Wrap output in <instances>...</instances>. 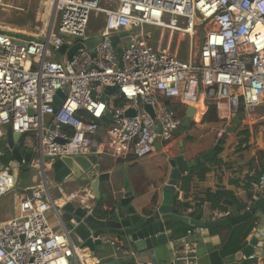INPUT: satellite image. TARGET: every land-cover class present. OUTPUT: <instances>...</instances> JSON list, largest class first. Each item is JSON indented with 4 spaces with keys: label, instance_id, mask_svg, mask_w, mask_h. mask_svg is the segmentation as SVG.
<instances>
[{
    "label": "built area",
    "instance_id": "obj_1",
    "mask_svg": "<svg viewBox=\"0 0 264 264\" xmlns=\"http://www.w3.org/2000/svg\"><path fill=\"white\" fill-rule=\"evenodd\" d=\"M40 1L53 10L49 28L34 35L0 28V141L8 148V127L25 138L17 142L21 150H31V135L37 140L29 162L0 168V200L16 192L20 199L19 215L0 221V264H100L63 227L56 209L78 200L81 192L64 198V190L49 177L52 163L47 158L150 156L158 144L171 142L181 125L173 104L193 105L201 95L222 121L231 122L240 110L251 115L264 104V0ZM98 15L104 25L91 30ZM146 27L188 37V59L158 51L149 43ZM114 36L120 39L117 48ZM95 39L100 43L94 54L80 49L68 59L70 48ZM64 45L60 61L56 52ZM108 87L116 92L107 95ZM66 88L55 108L54 98ZM16 168L38 171L46 181L19 193L10 172ZM255 187L264 195V172ZM53 188H59L60 198ZM84 191L93 200L90 188ZM50 211L58 230L49 223ZM193 232L174 241L173 260L166 264H198ZM111 245L122 252L116 242ZM250 259L264 264L257 251Z\"/></svg>",
    "mask_w": 264,
    "mask_h": 264
},
{
    "label": "crops",
    "instance_id": "obj_2",
    "mask_svg": "<svg viewBox=\"0 0 264 264\" xmlns=\"http://www.w3.org/2000/svg\"><path fill=\"white\" fill-rule=\"evenodd\" d=\"M200 99L198 102H201L203 107H199L198 102L193 105H182L176 102L180 104H178L179 107H176L174 103L173 108L181 120V125L173 140L167 144H158L155 152L150 156L142 159L131 157L127 160H116L110 156L102 158L100 162L101 176L109 178L107 182L101 183L102 198L100 201L102 206L99 212L111 210L113 208L111 207L113 204H110L111 200L123 198L127 180L135 196L132 203L133 208L141 215H152L164 200L163 188L169 183L173 172L170 161L178 158L181 152H184L187 162L193 163V167L197 166L200 161H207L203 160L202 157L213 150L218 142V137L221 138L220 140L223 139L221 137L223 134L220 136L223 130H226L227 134L224 136V143L221 142L222 152L218 155L217 160L206 165L209 172L205 179L201 181L199 179L201 175L196 173L192 175L193 180L189 181L185 188H183L181 181H178L175 198L184 206L178 208L175 205L176 210H180L184 216H189L195 220L197 219L192 214L197 212L201 215V219L198 221L209 223L228 213L237 214V203L249 209L259 198H264V195L255 187L264 167V104L251 115L240 110L231 122H227L222 121L213 103L206 100L203 95ZM188 106L196 108L197 114L186 126L187 129H183L182 123L186 119ZM210 106L214 107L213 111H211ZM254 136H256V145L258 146L256 150L252 148L255 145ZM30 142L29 149L34 154L37 140L32 135ZM3 143L5 142L3 141ZM190 170L182 177L188 175ZM36 181L37 176L33 173L31 188L39 185L36 184ZM64 184L68 186L67 192L60 186L64 190V198L72 192H81L83 194L78 195L77 201L87 204L94 212L95 206H100V201L95 202L91 199L90 192L84 191L89 187L87 183L82 185L74 179H70ZM219 191L229 193L221 203V206L226 208V212H222L220 209L213 210L212 202L208 200L210 194ZM14 195V211L11 215L0 216L1 222L15 218L20 213L19 194L16 192ZM256 216H258L259 222L249 236V240L252 237L264 240V206L260 208ZM48 220L54 230L60 228L53 211L48 213ZM218 229H221L222 233L216 235L211 234V229L201 232H198L196 228L190 230L194 231L190 239L197 243L198 264H210L209 252L221 250L222 239L227 234L225 229L228 228ZM168 235L170 236V244L145 253H138L133 246L128 245L117 236H112L107 239V249L100 251L94 259L100 264H107L118 258L122 261L138 260L150 264H166L173 260L175 253V247L172 246L174 241L172 240L173 231L171 229L168 230ZM112 242H116L117 246L122 249L121 253L115 251L111 245ZM258 259L243 260L239 264H261L262 260Z\"/></svg>",
    "mask_w": 264,
    "mask_h": 264
},
{
    "label": "water",
    "instance_id": "obj_3",
    "mask_svg": "<svg viewBox=\"0 0 264 264\" xmlns=\"http://www.w3.org/2000/svg\"><path fill=\"white\" fill-rule=\"evenodd\" d=\"M20 37V35L12 34ZM21 37H24L21 35ZM119 37L112 38L113 45L117 48ZM126 42H129L127 39ZM100 43L99 39L88 41L85 43H78L68 50V59L80 49H87L94 54L96 46ZM67 50L64 45L56 52V57L61 61V56ZM121 53V49H117ZM122 60L120 69H122ZM65 92H58L54 98V107L58 108L62 100L65 98ZM116 92V88L108 87L106 89L107 95H112ZM146 110L152 114L150 106ZM134 111H130L129 115H133ZM197 114L196 108L188 106L186 110V119L183 121L184 126H188ZM237 120V118H235ZM20 140V135L12 132V128H7V145L11 151L14 161L21 163L24 159L30 161L33 157L32 150H21L17 146ZM222 140H218L217 144L202 157L203 160L212 159L220 150ZM47 161L52 163V178L54 185L62 186L67 180L74 179L79 183H87L95 202H99L102 198L101 194V160L97 155L91 156H75V157H61L56 160L47 158ZM173 168L171 179L169 183L163 188L164 200L162 204L152 215H141L133 208L132 203L135 199L133 191L126 180V192L123 198L116 200L111 210H105L108 215L106 217H98L91 207L82 201H69L57 211L60 213V218L63 227L69 232L70 237L74 243L79 245L82 249L87 248L95 257L100 251L106 250L108 246L107 239L112 236H117L119 239L133 246L138 253H145L147 251L156 250L170 244V236L168 235V226L170 221L181 222L186 225L195 227L198 232L202 230H210L215 228H229L237 226L248 219L256 216L260 208L264 206V198H259L249 209L232 214L228 213L220 218L208 222L195 220L189 216H184L182 212L176 210L175 194L178 181L183 174H186L192 167L193 163L185 160L184 152L181 155L170 161ZM45 181L46 178L42 177ZM50 191L48 190V193ZM98 208V206H95ZM264 257V240L252 237L247 245L235 255L224 257L220 250L209 252L208 259L210 264H239L240 261L249 260L255 252ZM107 264H120L118 260L108 262Z\"/></svg>",
    "mask_w": 264,
    "mask_h": 264
},
{
    "label": "rangeland",
    "instance_id": "obj_4",
    "mask_svg": "<svg viewBox=\"0 0 264 264\" xmlns=\"http://www.w3.org/2000/svg\"><path fill=\"white\" fill-rule=\"evenodd\" d=\"M52 14L53 10L51 6L41 2L40 0H0V28L11 30L12 32L21 31L27 35L41 33L46 30V28L50 27L53 20ZM94 18L96 19L93 21V24H91V30H97L104 25L102 16L98 15ZM145 31L149 35V43L158 51L170 52L171 54H174L176 58L183 61L188 59L190 54V40L188 37L179 36L178 34L168 31H162L156 27H146ZM195 41L196 40H194V43ZM197 41L200 43V40ZM178 104L179 103H175V106L179 107L180 104ZM226 134L227 133H224L222 135L220 133V136L222 135L221 137L224 139ZM220 139L221 138L218 137V140ZM256 142V136H254L255 145H253L252 148L255 150L258 148ZM257 156L260 157L259 154H257ZM0 168L2 169L4 167L0 164ZM27 171L28 172H22L19 168H16L14 171L10 170L19 185L17 188L19 193L24 191L26 187L31 186L33 173L37 176L36 184H40L43 181V178L40 177L38 171H31L29 169ZM49 177L52 178V175L49 174ZM81 184L84 185L85 183ZM61 187L67 192V185L64 184ZM52 194L55 198L60 197L58 188H53ZM14 196V193H11L0 200L1 217L8 216L13 213ZM115 201L116 200H111L110 204H115ZM114 206H116V204ZM111 207H113V205Z\"/></svg>",
    "mask_w": 264,
    "mask_h": 264
},
{
    "label": "trees",
    "instance_id": "obj_5",
    "mask_svg": "<svg viewBox=\"0 0 264 264\" xmlns=\"http://www.w3.org/2000/svg\"><path fill=\"white\" fill-rule=\"evenodd\" d=\"M96 18H93V21ZM116 105H121L120 101L116 102ZM173 107V106H172ZM211 107V106H210ZM211 111H213L214 107H211ZM183 129H187L186 126H183ZM25 138H22L20 141L21 143H24ZM224 143V139H222V144ZM222 152V148L220 147V150L217 152V155L212 159H207V161H200L197 166H194L191 168L188 175L181 177L180 181L182 183L183 188H185L186 184L189 183V181L193 180L192 175L199 173L201 176H199V179L202 181L205 179L208 174L209 169L207 170L206 165L212 163L213 161L217 160L218 155ZM14 162V158L12 157L11 151L6 147L5 143L0 142V164L2 167H10L12 163ZM28 169H22V172H28ZM264 172V167L261 173ZM101 183H105L108 181L107 176H101L99 177ZM229 193L226 192H217L215 194H210L209 201L212 202V209H220L222 212H226V208L221 206V203L223 202V199H225L226 196H228ZM175 205L178 208H182L184 205H181L179 201L175 198ZM237 210L236 213H241L245 211L247 208L245 206H242L241 204L237 203ZM102 206V202L100 201V206L96 208L95 214L98 217H106L108 215L107 212H99L100 208ZM192 216L196 218L197 220L201 219V215H199L197 212L193 213ZM257 222H259L258 216H254L251 219L246 220L245 222L237 225V226H231L228 229H225L227 231V234L222 239L221 244V255L224 257L235 255L238 252H240L243 247H245L248 243L249 236L251 235L252 231L256 228ZM168 228L173 231L172 240L176 241L179 239H182L186 236L187 232L190 230H194L195 228L189 225H186L181 222H175L170 221L168 222ZM211 234L216 235L219 233H222L221 229L215 228L210 230Z\"/></svg>",
    "mask_w": 264,
    "mask_h": 264
},
{
    "label": "bare ground",
    "instance_id": "obj_6",
    "mask_svg": "<svg viewBox=\"0 0 264 264\" xmlns=\"http://www.w3.org/2000/svg\"><path fill=\"white\" fill-rule=\"evenodd\" d=\"M9 10H10V9H9ZM5 11H6V10H5ZM7 14H8V13H7ZM54 17H55V16H54V13H53V14H52V18H53L52 24H53V22H54ZM200 100H201V99H200ZM197 104H198L199 107H203V105L201 104V102H198ZM59 203H61V202H59Z\"/></svg>",
    "mask_w": 264,
    "mask_h": 264
}]
</instances>
